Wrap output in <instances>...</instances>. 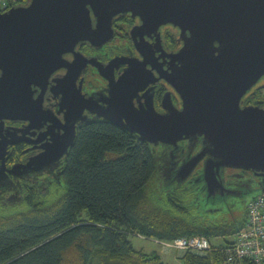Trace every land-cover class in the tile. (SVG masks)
Wrapping results in <instances>:
<instances>
[{
    "label": "water",
    "instance_id": "1",
    "mask_svg": "<svg viewBox=\"0 0 264 264\" xmlns=\"http://www.w3.org/2000/svg\"><path fill=\"white\" fill-rule=\"evenodd\" d=\"M129 12L142 20L131 32L141 57L115 56L104 66L77 50L85 42L102 47L114 37V17ZM169 23L179 29L183 45L165 52L161 36L151 42L143 32ZM89 62L109 80V96L101 102L76 85ZM119 63L128 68L116 78ZM62 69L65 73L56 76ZM263 78L264 0H28L13 5L0 11V191L17 189L4 160L9 144L47 122L51 129L63 128L46 132L51 140L44 149L9 170L51 171L73 145L77 123L88 121V109L143 141L174 148L169 159L167 153L159 154L156 161V178L165 187H180L205 158L198 172L209 202L217 193L225 194L227 167L264 173V107L242 105ZM159 79L175 89L180 106L167 93L164 111H158L151 87L136 104L140 91ZM51 82L52 90L62 94L64 122L44 106ZM5 120L29 124L7 128ZM199 136L204 139L201 149L177 158L179 142Z\"/></svg>",
    "mask_w": 264,
    "mask_h": 264
},
{
    "label": "trees",
    "instance_id": "2",
    "mask_svg": "<svg viewBox=\"0 0 264 264\" xmlns=\"http://www.w3.org/2000/svg\"><path fill=\"white\" fill-rule=\"evenodd\" d=\"M158 156L154 145L109 120L83 123L52 174L16 183L12 201L14 189L0 191V264H171L158 251L136 249L131 234L204 236L211 248L186 252L183 264H224L234 239L212 240L235 238L247 207L237 221L211 218L191 204L190 191L156 178Z\"/></svg>",
    "mask_w": 264,
    "mask_h": 264
},
{
    "label": "flooded vegetation",
    "instance_id": "3",
    "mask_svg": "<svg viewBox=\"0 0 264 264\" xmlns=\"http://www.w3.org/2000/svg\"><path fill=\"white\" fill-rule=\"evenodd\" d=\"M142 24V20L139 17H134L129 13L118 14L113 19L114 26V37L105 43L102 47L96 48L89 42L80 43L77 46V50L81 51L87 58H96L99 63L102 65H107L110 60H112L115 56H123L127 57H141L138 49L136 48L132 36H134L131 32L132 29ZM143 32V31H142ZM159 33V35H158ZM143 36L151 42H155L157 36H161V41L163 45V49L165 52L177 51L183 45V42L180 39V31L177 27H174L172 24H165L159 27L158 31H151L150 29H145L143 32ZM163 51H158L157 55H160ZM71 57V56H70ZM164 59L162 58L161 61ZM168 59H165L166 66ZM128 68V63H119L114 67V76L116 78L120 77L124 74L126 69ZM65 73V70L62 69L58 71L55 75L60 76ZM158 76L157 71H155ZM51 84L47 88V91L44 95V106L45 108H50L54 111L61 121H65V113L62 109V94L58 91H53L51 88ZM77 87L80 85L82 93L86 96L93 95L98 101L101 102L102 98H107L109 96V80L101 73L99 67L94 65L93 63H88L80 75L79 79L76 82ZM152 88V92L154 93V102L155 107L158 111L163 112V98L167 93H171L172 99L177 106L181 105V100L178 93L175 89L164 79H159L155 83L151 84L147 89L140 91L139 96L135 98L136 104L140 101H144V93ZM264 87V78L261 79L247 94L244 98L242 105H259L264 107V93L262 88ZM40 92L36 93V95ZM84 118L86 120H96L102 119L98 118L94 113H91L88 109L84 110ZM83 118V119H84ZM85 123L84 121H79L77 123L78 128ZM29 124L27 120H5V126L7 128L17 127V128H26ZM53 131L54 133L63 132L64 129L60 127H55L51 129V122L45 123L41 128H33L31 131L25 135V139L23 137H19L20 139L16 143H11L7 147V154L5 155V164L7 167V174L10 177V181L13 182L14 185L16 183H21L29 180V178L37 179L38 177L42 178L43 176H47L48 174H52L53 171L57 167H53L51 171H44L42 174L34 175L31 172H23L22 174H14L9 172L10 169H13L15 165L25 163L31 157L39 154L44 148L43 146L51 140V136L49 134L46 135V132ZM204 144L203 137H196L192 141L190 140H182L179 142L177 158L180 155L184 154V158L190 157L199 151ZM153 145V144H152ZM154 147L158 150L159 154L164 155L167 153L168 159L169 154L174 149L172 146L167 144H162L161 142ZM166 159V160H168ZM205 158L200 161L197 166V169L193 172L192 176L189 177L186 181L182 182L180 187L185 188L186 190L192 193L191 204H195L197 209H202V207L217 209L215 207L222 202L228 201L230 197H238L241 198L242 202L245 205V209L248 205V202L254 196L258 194H264V173H260L254 170H243L239 168H231L227 167L225 169L224 175V185L227 188L225 194H216L213 198L208 199L209 202L206 201V193L207 191L204 189L205 184L201 182V178L199 177L200 173L198 169L203 166ZM177 161V160H176ZM183 161V160H182ZM171 162V161H170ZM173 162V161H172ZM168 163V161H167ZM178 163V162H177ZM51 169V168H50ZM49 169V170H50ZM42 176V177H41ZM33 179V180H34ZM32 180V179H31ZM171 184H176V181H172ZM204 204V205H202ZM213 206V207H211ZM204 208L203 210H206Z\"/></svg>",
    "mask_w": 264,
    "mask_h": 264
},
{
    "label": "built area",
    "instance_id": "4",
    "mask_svg": "<svg viewBox=\"0 0 264 264\" xmlns=\"http://www.w3.org/2000/svg\"><path fill=\"white\" fill-rule=\"evenodd\" d=\"M5 2V9L10 2ZM164 251H194L205 253L212 246L204 236H182L172 240H157ZM224 264H264V194H258L247 205V218L233 242L224 249Z\"/></svg>",
    "mask_w": 264,
    "mask_h": 264
},
{
    "label": "rangeland",
    "instance_id": "5",
    "mask_svg": "<svg viewBox=\"0 0 264 264\" xmlns=\"http://www.w3.org/2000/svg\"><path fill=\"white\" fill-rule=\"evenodd\" d=\"M6 0H0V11L5 10V2ZM10 3L18 4L19 2L23 0H7ZM263 93H264V87L262 88ZM158 179V178H157ZM160 180V179H159ZM9 193H14L10 192ZM204 205V204H202ZM6 206V205H3ZM213 207V206H211ZM217 209H213L214 211H211L212 208H206L205 205L204 207L201 206L202 209L199 208V210H203L206 208V211L208 214L211 215V218L214 217H229V218H234L236 221L240 220L244 213H245V205L242 202L241 198L238 197H230L228 201L222 202L221 204L216 205ZM1 208V207H0ZM209 210V211H208ZM1 212L2 209H0ZM130 239L136 249H143L146 252H151V251H158V253L161 254L162 258L164 259L165 262H169L171 264H183V261L181 259V256L185 254L188 251H179V250H168L167 252L164 251L162 245L156 241L154 238H147L142 235H137V234H131ZM234 239V236H227L225 238H215L213 239V243L216 244H225L226 242H230Z\"/></svg>",
    "mask_w": 264,
    "mask_h": 264
}]
</instances>
